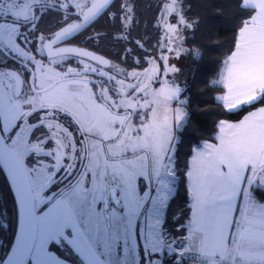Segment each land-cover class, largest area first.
Listing matches in <instances>:
<instances>
[{"label": "snow or ice", "instance_id": "1", "mask_svg": "<svg viewBox=\"0 0 264 264\" xmlns=\"http://www.w3.org/2000/svg\"><path fill=\"white\" fill-rule=\"evenodd\" d=\"M114 2L0 0V169L19 217L2 264H156L154 254L175 251L173 243L197 264H264V106L255 107L264 105V0H239L245 15L212 82L225 111L255 110L220 120L215 143L193 150L179 240L166 231V209L176 193L173 141L186 119L173 107L185 103L181 87L160 81L158 67L129 73L72 46ZM120 7L125 35L87 39L126 41L133 9ZM163 12L167 51L179 57L186 50L170 45L193 24L181 0ZM52 13L57 30H42Z\"/></svg>", "mask_w": 264, "mask_h": 264}, {"label": "trees", "instance_id": "2", "mask_svg": "<svg viewBox=\"0 0 264 264\" xmlns=\"http://www.w3.org/2000/svg\"><path fill=\"white\" fill-rule=\"evenodd\" d=\"M161 0H115L109 10L101 16L83 35L72 42L104 56L112 64L131 73L144 68L149 58L159 50L161 28L157 24ZM128 2L133 9L134 22L130 36L123 39L88 40L96 33L123 36L121 28V5ZM183 15L191 28H182L183 45L188 49L179 78L187 94L186 108L189 114L187 129L177 130L175 167L177 171L176 193L166 209V231L177 238L186 236L181 224L190 218V197L186 182V165L193 150L203 143L212 142L217 134L220 120L239 121L243 116L260 106L244 108L235 113L225 111L215 99L216 87L211 84V76L218 71L224 59L234 48L241 18L245 15L239 0H181ZM113 14L119 19H114ZM60 16L50 14L41 25L42 30L53 31ZM131 49V52L127 50ZM189 53H195V56ZM137 61L139 63H137ZM74 64V62H71ZM114 71V70H113ZM131 78V77H129ZM0 263L6 256L17 226V207L8 182L0 169ZM175 251L163 258V264H186L188 253L173 243ZM177 259V260H176Z\"/></svg>", "mask_w": 264, "mask_h": 264}, {"label": "rangeland", "instance_id": "3", "mask_svg": "<svg viewBox=\"0 0 264 264\" xmlns=\"http://www.w3.org/2000/svg\"><path fill=\"white\" fill-rule=\"evenodd\" d=\"M167 3H170V0H161L160 4L158 6V8H159V16L157 18V24L160 25V28H161V38H160L159 50L157 52H155L152 56H150L149 63H148V65L146 67L135 69L134 72L144 73L146 70H148L150 68L158 67V69H159L158 79L160 81H163L164 79H168L169 82H173V83H175V84H177V85H179L181 87L182 95H181L180 99L185 101V103L183 105H177V104L174 103L173 107L180 106L183 109V111L186 113V119L184 120L182 125L179 128L176 129V132H177V130H182L183 131V130L187 129L188 128L187 124L189 123V114H188V110L186 108L187 94L184 91V84L181 82V80L179 78L180 72H181V70L183 68L184 58H185V56L187 54V50L188 49L183 45L182 41H176V43H174L173 45H170V46L173 47V48H176L178 46L179 48H182V49H184L186 51H183L179 57H177L175 55V52L167 51V47L169 45H168L167 40L164 39L165 29L163 27V21L165 19V13L163 12V8H164V5L167 4ZM167 21L169 23L175 24L176 23V18H175V16L167 17ZM180 36L183 39L182 28H180ZM165 56L168 57L167 61H164L162 59V57H165ZM71 66L75 67L76 65L74 63V64H71ZM170 66L177 67L179 69V71L176 72V73H167V76H165V73L167 71V67H170ZM221 67H222V65H221ZM210 79H211V84H213L212 83V76H211ZM126 83L135 84L136 80L133 79V78H128V80H126ZM159 86H160L159 83H155L154 84V87H159ZM218 94H220V93H218V92L215 93L214 92L215 99H216V96ZM176 132H175V134H176ZM173 144H174L173 155H174V159H176V156H177V154L175 153L176 152V148H177L176 139H174ZM186 235H187V233H186ZM168 254L169 253L167 252L166 249L162 253L154 254L153 258L156 260V264H163V258H165V256L168 255Z\"/></svg>", "mask_w": 264, "mask_h": 264}, {"label": "water", "instance_id": "4", "mask_svg": "<svg viewBox=\"0 0 264 264\" xmlns=\"http://www.w3.org/2000/svg\"><path fill=\"white\" fill-rule=\"evenodd\" d=\"M1 170H2V169H1ZM2 172H3L4 176H5V178H6L7 182H8V185H9L11 191H12V194H13V196H14V191H13V189H12V187H11V183H10V181H9L8 178H7V173L4 172L3 170H2ZM14 199H15V196H14ZM16 207H17V206H16ZM17 215H18V209H17ZM18 228H19V217L17 218V226H16L15 235H16V233L18 232ZM15 235H14V238H13L12 244H11V246H10V248H9V250H8V252H7V254H6V256L3 258V260H6L7 257H8V255L11 253L12 246H13L14 243H15ZM3 260H2V261H3ZM2 261H1L0 264H2Z\"/></svg>", "mask_w": 264, "mask_h": 264}, {"label": "crops", "instance_id": "5", "mask_svg": "<svg viewBox=\"0 0 264 264\" xmlns=\"http://www.w3.org/2000/svg\"><path fill=\"white\" fill-rule=\"evenodd\" d=\"M221 68H222V67H220V69H218V71L213 75V77H212V82H213L214 80L219 79V72H220L219 70H221ZM213 86L217 88V90L215 91V93H217V92L220 93V92H219V86H217V85H215V84H213ZM260 106H264V105H260ZM260 106H258V107H260ZM254 110H255V108L252 109V110H250V111H254ZM247 113H248V112H247ZM247 113H246L245 115H247ZM245 115H244V116H245ZM244 116H243V117H244ZM242 119H243V118H242ZM240 120H241V119H240ZM229 122H238V121H229ZM209 143H212V142H209ZM214 143H215V142H214ZM190 159H191V158H190Z\"/></svg>", "mask_w": 264, "mask_h": 264}, {"label": "built area", "instance_id": "6", "mask_svg": "<svg viewBox=\"0 0 264 264\" xmlns=\"http://www.w3.org/2000/svg\"><path fill=\"white\" fill-rule=\"evenodd\" d=\"M186 264H197V254L195 252L188 253L186 257Z\"/></svg>", "mask_w": 264, "mask_h": 264}, {"label": "flooded vegetation", "instance_id": "7", "mask_svg": "<svg viewBox=\"0 0 264 264\" xmlns=\"http://www.w3.org/2000/svg\"><path fill=\"white\" fill-rule=\"evenodd\" d=\"M57 27H58V25H56V27H54L53 31L57 30ZM74 63H75V62H74Z\"/></svg>", "mask_w": 264, "mask_h": 264}]
</instances>
